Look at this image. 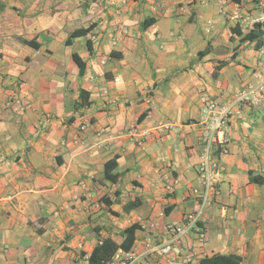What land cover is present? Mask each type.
<instances>
[{
    "label": "crops",
    "instance_id": "obj_1",
    "mask_svg": "<svg viewBox=\"0 0 264 264\" xmlns=\"http://www.w3.org/2000/svg\"><path fill=\"white\" fill-rule=\"evenodd\" d=\"M206 1L0 0V264H89L127 226L154 223L166 238L198 208L206 100L256 82L257 40L243 39L242 18L264 23L255 0ZM80 89L91 103L76 108ZM14 95L30 104L24 114L6 105ZM134 125L149 133L143 145L124 134ZM229 135L206 239L183 238L192 264L213 254L264 264V181L252 179H264V102L235 108ZM116 155L113 183L104 171ZM145 233L130 250L143 251Z\"/></svg>",
    "mask_w": 264,
    "mask_h": 264
},
{
    "label": "built area",
    "instance_id": "obj_2",
    "mask_svg": "<svg viewBox=\"0 0 264 264\" xmlns=\"http://www.w3.org/2000/svg\"><path fill=\"white\" fill-rule=\"evenodd\" d=\"M222 2L223 0H218ZM264 16V0H255ZM206 4V0H199ZM258 20L249 16L242 18L244 29L251 30ZM258 63L254 83H248L238 90L230 100L221 102L210 99L204 110V128L201 133L202 156L198 170L203 184V192L198 208L186 217V220L179 224L166 226L168 237L162 238L155 233V224L148 223L141 225L146 231L143 240L144 249L141 252L136 250H122V254L114 257L110 264H176V255H180L184 264H192L197 261V254L193 250L182 252V242L185 235L193 230L198 232L200 240L206 239V231L203 228L205 209L210 206L217 195L220 194L218 187V171L221 168L220 158L228 151L231 142L229 135V122L235 108L241 104L259 105L264 102V42L258 47ZM6 105L18 113L24 114L30 104L25 103L17 95L11 96ZM124 134L131 141L143 145L148 131L138 126H131L124 131ZM173 184H168L167 189L172 191ZM182 252V253H181ZM154 258V261L151 260Z\"/></svg>",
    "mask_w": 264,
    "mask_h": 264
},
{
    "label": "trees",
    "instance_id": "obj_3",
    "mask_svg": "<svg viewBox=\"0 0 264 264\" xmlns=\"http://www.w3.org/2000/svg\"><path fill=\"white\" fill-rule=\"evenodd\" d=\"M147 25V22L143 23V26ZM93 25L88 27L78 28L71 32L69 38L67 39V43L70 44L72 42V38L86 35L88 34ZM243 39H249L251 41L257 40V46L259 47L264 42V23L257 22L253 25L251 30L243 36ZM31 43V41H27ZM88 46L92 48V42L88 41ZM74 60L80 67V73H84L85 63L83 62L82 58L78 53L73 54ZM224 64V62H222ZM220 64V65H222ZM220 65H218L214 73L215 75L220 70ZM90 95L89 92L85 89H80V99L75 104L76 108L85 107L90 105L91 101L89 99ZM118 168V155L114 156L113 158L109 159L105 163V171H104V178L107 181L118 183L122 178V172L117 170ZM253 181L262 182L260 176H254ZM108 201V199H104ZM134 204L129 203L126 204L124 209L125 211H129ZM117 214V213H116ZM141 226L138 223H133L127 226L122 231V235L124 237L121 243H118L113 237H106L101 240L93 249L92 253L89 255L88 263L89 264H110L113 258L115 257L116 253L119 249L122 250H130L135 242L136 239V232L140 229ZM242 258L237 254H213L211 256H206L201 259L200 264H241Z\"/></svg>",
    "mask_w": 264,
    "mask_h": 264
}]
</instances>
